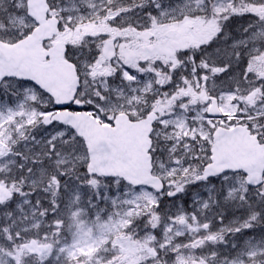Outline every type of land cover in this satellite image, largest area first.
Wrapping results in <instances>:
<instances>
[{
  "label": "snow or ice",
  "instance_id": "obj_1",
  "mask_svg": "<svg viewBox=\"0 0 264 264\" xmlns=\"http://www.w3.org/2000/svg\"><path fill=\"white\" fill-rule=\"evenodd\" d=\"M0 264H264V0H0Z\"/></svg>",
  "mask_w": 264,
  "mask_h": 264
}]
</instances>
